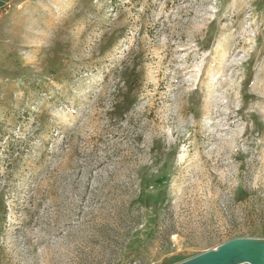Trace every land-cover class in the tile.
Returning <instances> with one entry per match:
<instances>
[{
	"label": "rangeland",
	"instance_id": "obj_1",
	"mask_svg": "<svg viewBox=\"0 0 264 264\" xmlns=\"http://www.w3.org/2000/svg\"><path fill=\"white\" fill-rule=\"evenodd\" d=\"M253 245L264 0H14L0 264H264Z\"/></svg>",
	"mask_w": 264,
	"mask_h": 264
},
{
	"label": "built area",
	"instance_id": "obj_2",
	"mask_svg": "<svg viewBox=\"0 0 264 264\" xmlns=\"http://www.w3.org/2000/svg\"><path fill=\"white\" fill-rule=\"evenodd\" d=\"M14 8V0H0V22L8 17Z\"/></svg>",
	"mask_w": 264,
	"mask_h": 264
},
{
	"label": "water",
	"instance_id": "obj_3",
	"mask_svg": "<svg viewBox=\"0 0 264 264\" xmlns=\"http://www.w3.org/2000/svg\"><path fill=\"white\" fill-rule=\"evenodd\" d=\"M251 258L258 262L264 261V246L253 245L250 248Z\"/></svg>",
	"mask_w": 264,
	"mask_h": 264
},
{
	"label": "trees",
	"instance_id": "obj_4",
	"mask_svg": "<svg viewBox=\"0 0 264 264\" xmlns=\"http://www.w3.org/2000/svg\"><path fill=\"white\" fill-rule=\"evenodd\" d=\"M117 115V114H116Z\"/></svg>",
	"mask_w": 264,
	"mask_h": 264
}]
</instances>
